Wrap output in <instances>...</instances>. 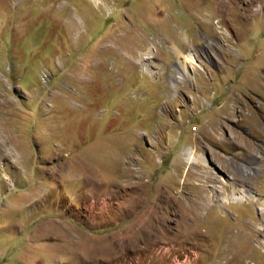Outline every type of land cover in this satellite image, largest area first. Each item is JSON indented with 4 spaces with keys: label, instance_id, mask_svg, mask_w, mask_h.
I'll return each mask as SVG.
<instances>
[{
    "label": "rangeland",
    "instance_id": "1",
    "mask_svg": "<svg viewBox=\"0 0 264 264\" xmlns=\"http://www.w3.org/2000/svg\"><path fill=\"white\" fill-rule=\"evenodd\" d=\"M209 24L238 38L211 86L248 130L209 152L208 199L165 159L159 111L209 83L204 56L173 62ZM0 264H264V0H0Z\"/></svg>",
    "mask_w": 264,
    "mask_h": 264
},
{
    "label": "crops",
    "instance_id": "2",
    "mask_svg": "<svg viewBox=\"0 0 264 264\" xmlns=\"http://www.w3.org/2000/svg\"><path fill=\"white\" fill-rule=\"evenodd\" d=\"M223 30L225 32L217 30L215 25L209 24L205 29H196L193 38L184 37L181 47L175 46L174 53L177 54L179 62L177 63L176 60L173 62H175L174 65L177 68L183 73H191L190 69L194 70V72L197 71V73L198 69L201 71L202 69L192 62L187 63L190 67L188 72H184L181 67L182 60L186 54L196 52L200 57L204 56L208 59L210 79L209 83H206L205 80L198 77L195 79L196 84H189L191 86L184 87L183 90L190 96V99L185 97L181 101L179 97L177 99L176 97H174L175 99L170 98L174 99L173 105L178 104V107H180L179 111L172 109L159 111L160 119L162 120L160 121L161 129L159 133L162 132V129L166 131L164 134L166 147L163 149L164 154L166 153L165 159L170 164L173 159L176 160L178 158L181 161L182 174L186 169L187 172L192 170L193 185L198 189V193L203 192L208 199L216 194L218 195V188L221 185L216 179L209 176L211 171L209 168V152L211 154L222 152L224 146L234 142V140H238L239 134L234 129L229 128L228 124L230 122L234 123L233 121L236 120L244 136L247 135L246 131L248 130V125L237 111V108L244 103L230 96L231 93L225 90L228 86H223L222 88L211 86L212 80L216 81L221 77L232 74L233 71L230 72L229 70L231 68L236 69V63L240 58V51L236 46L238 44L237 36L229 27L228 30ZM181 54L183 57L180 56ZM152 62L153 64H158L161 72H166V69H164V67H167L165 62ZM199 62L201 63L200 60ZM186 80L189 79L187 78ZM164 82L167 85L165 78ZM187 118L190 120L188 123L186 122ZM193 119H195V122H193ZM255 121L260 122V119L258 118ZM189 123L197 125L196 131L191 130ZM178 128L181 129L182 135L174 138L173 130ZM158 135L159 139L163 137L161 134ZM146 145L147 149H156L154 144ZM157 146L161 147V139ZM190 150H192L193 155ZM238 154V152L235 154L237 155L236 159L232 161L233 167L237 166ZM191 155L193 156L192 158ZM214 167L216 168L217 166L214 165ZM158 185L160 184L158 183Z\"/></svg>",
    "mask_w": 264,
    "mask_h": 264
},
{
    "label": "bare ground",
    "instance_id": "3",
    "mask_svg": "<svg viewBox=\"0 0 264 264\" xmlns=\"http://www.w3.org/2000/svg\"><path fill=\"white\" fill-rule=\"evenodd\" d=\"M182 55V54H181ZM180 55V56H181ZM183 57V56H182ZM188 62H193V63H196V64H200L199 63V61L197 60V58H196V56H195V54L193 53V54H186V56L184 57V59L182 60V67H183V70H185L186 72H188L189 71V66H188ZM189 151V150H188ZM190 153L192 154V152H191V150H190ZM190 153H189V155H190ZM193 155V154H192ZM191 155V158L193 157ZM195 159V158H194ZM199 159V158H198ZM192 160V159H191ZM195 161V160H194ZM202 161V160H201ZM234 192V191H233ZM235 193V192H234ZM254 195V194H252V193H250V191L249 190H247L246 188L245 189H243L242 188V190H241V192L240 193H238V194H233V198L235 199V200H237V201H241L242 199H244L245 198V196L246 195Z\"/></svg>",
    "mask_w": 264,
    "mask_h": 264
}]
</instances>
